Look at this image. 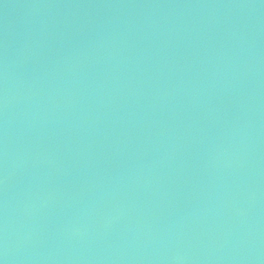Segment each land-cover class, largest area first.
Wrapping results in <instances>:
<instances>
[{
    "label": "water",
    "instance_id": "1",
    "mask_svg": "<svg viewBox=\"0 0 264 264\" xmlns=\"http://www.w3.org/2000/svg\"><path fill=\"white\" fill-rule=\"evenodd\" d=\"M0 264H264V0H0Z\"/></svg>",
    "mask_w": 264,
    "mask_h": 264
}]
</instances>
